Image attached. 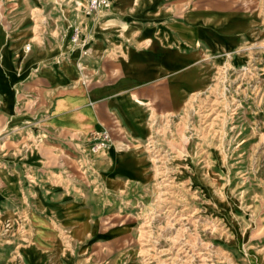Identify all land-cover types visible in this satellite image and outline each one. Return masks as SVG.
Returning <instances> with one entry per match:
<instances>
[{
    "label": "rangeland",
    "instance_id": "1",
    "mask_svg": "<svg viewBox=\"0 0 264 264\" xmlns=\"http://www.w3.org/2000/svg\"><path fill=\"white\" fill-rule=\"evenodd\" d=\"M172 1L237 12L239 42L205 61L179 109L151 115L142 140L0 121V264H264V0ZM84 5L0 0L7 105L22 71L6 39L22 31L23 54L62 47L52 63L73 61L99 18ZM23 97L30 109L43 99ZM114 149L135 151L145 180L113 186Z\"/></svg>",
    "mask_w": 264,
    "mask_h": 264
},
{
    "label": "crops",
    "instance_id": "2",
    "mask_svg": "<svg viewBox=\"0 0 264 264\" xmlns=\"http://www.w3.org/2000/svg\"><path fill=\"white\" fill-rule=\"evenodd\" d=\"M110 1L107 12L91 18L81 39L84 52L75 53L73 61L52 63L62 47L36 50L37 58L34 50L27 54L30 48L23 54L22 31L6 39L12 68L22 71L9 86L10 105L0 95V121L6 127L41 123L42 129L77 137L104 133L118 140L121 133L142 140L151 115L179 109L196 89L205 61L239 42L234 26L243 17L237 12L188 8L172 0ZM23 93L42 94L48 101L40 99L30 109ZM113 151L119 161L111 172L113 186L119 187V180H145L135 151Z\"/></svg>",
    "mask_w": 264,
    "mask_h": 264
},
{
    "label": "built area",
    "instance_id": "3",
    "mask_svg": "<svg viewBox=\"0 0 264 264\" xmlns=\"http://www.w3.org/2000/svg\"><path fill=\"white\" fill-rule=\"evenodd\" d=\"M84 1V12L86 15H98L102 12H107L111 6L110 0H83ZM77 33L74 32L72 42L77 40ZM29 47L25 46L24 50L28 51Z\"/></svg>",
    "mask_w": 264,
    "mask_h": 264
}]
</instances>
